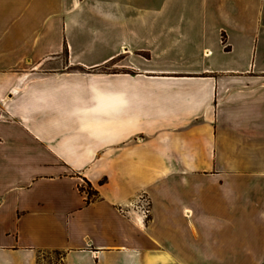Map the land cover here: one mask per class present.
Wrapping results in <instances>:
<instances>
[{"label":"crops","instance_id":"obj_1","mask_svg":"<svg viewBox=\"0 0 264 264\" xmlns=\"http://www.w3.org/2000/svg\"><path fill=\"white\" fill-rule=\"evenodd\" d=\"M50 253L264 264V0H0V264Z\"/></svg>","mask_w":264,"mask_h":264},{"label":"rangeland","instance_id":"obj_2","mask_svg":"<svg viewBox=\"0 0 264 264\" xmlns=\"http://www.w3.org/2000/svg\"><path fill=\"white\" fill-rule=\"evenodd\" d=\"M114 42V41H113ZM117 65H120V62ZM77 73L81 75H123V74H131V75H137L132 70L129 69H120L119 67H115V65H111L109 68H101L98 70H86V69H77ZM91 78V76H90ZM126 101L124 104L121 105H110L109 112H121L125 113L127 117H129V121H127V129H136L137 130V103L134 104L132 102L133 94L127 93L125 94ZM100 111V110H99ZM104 112V111H103ZM128 124L131 126L129 127ZM81 190L85 192L86 194H90L92 196L93 191L91 190V187L83 183V186H81ZM45 258L47 260V264H61V256L59 253H50L45 255Z\"/></svg>","mask_w":264,"mask_h":264},{"label":"built area","instance_id":"obj_3","mask_svg":"<svg viewBox=\"0 0 264 264\" xmlns=\"http://www.w3.org/2000/svg\"><path fill=\"white\" fill-rule=\"evenodd\" d=\"M130 207L139 214L143 223L150 219L151 202L146 193L141 194L138 201Z\"/></svg>","mask_w":264,"mask_h":264}]
</instances>
